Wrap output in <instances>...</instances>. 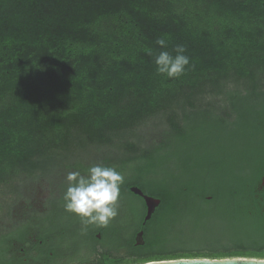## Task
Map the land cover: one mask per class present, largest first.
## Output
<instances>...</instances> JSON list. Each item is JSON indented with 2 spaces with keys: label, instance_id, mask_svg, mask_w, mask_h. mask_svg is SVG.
Masks as SVG:
<instances>
[{
  "label": "trees",
  "instance_id": "trees-1",
  "mask_svg": "<svg viewBox=\"0 0 264 264\" xmlns=\"http://www.w3.org/2000/svg\"><path fill=\"white\" fill-rule=\"evenodd\" d=\"M164 34L166 50L182 44L190 57L178 79L156 73ZM263 83L264 0H0V186L56 165L124 176L108 227L30 217L0 231V264L264 255ZM161 116L158 140L131 142ZM115 138L127 152H78ZM133 188L160 200L149 220Z\"/></svg>",
  "mask_w": 264,
  "mask_h": 264
},
{
  "label": "clouds",
  "instance_id": "clouds-1",
  "mask_svg": "<svg viewBox=\"0 0 264 264\" xmlns=\"http://www.w3.org/2000/svg\"><path fill=\"white\" fill-rule=\"evenodd\" d=\"M169 37L164 34L156 39V45L161 49L154 56L156 73L166 79H178L185 74L190 65L187 49L178 44L172 52L166 50ZM147 55L152 56L151 49L146 48ZM175 53L173 55L172 53ZM67 185L63 192V208L65 212L79 218L81 224L108 227L118 214L120 189L124 183V176L112 166L95 164L81 172L68 171L65 176ZM251 264H264V255H254L245 258ZM146 264H175L171 258H158Z\"/></svg>",
  "mask_w": 264,
  "mask_h": 264
},
{
  "label": "rangeland",
  "instance_id": "rangeland-1",
  "mask_svg": "<svg viewBox=\"0 0 264 264\" xmlns=\"http://www.w3.org/2000/svg\"><path fill=\"white\" fill-rule=\"evenodd\" d=\"M202 104L220 111L221 113L226 111V104L220 98H208L204 100ZM178 107L174 106V108ZM168 127V117L161 116L160 118H157V120H154L153 118L145 120L135 128L141 137L144 138L143 141L141 143H137V141L131 142L136 143L140 149L145 148L154 140H158L162 131ZM119 142V139L115 138L113 139V143L93 144L91 147H88V150L84 151L87 156H83L85 155L83 150L78 152H80V156L84 157L83 159H86L87 161H97L102 157L104 152L111 150L127 152L125 151L126 146H121L123 142H120L118 146L116 145V143ZM54 151L56 152L55 154L58 155V151L61 153L63 150L61 147H58L55 148ZM57 166L58 165L55 166L54 169H56V171L52 173V176H38V178L32 177L26 180H21L19 183L16 182L12 185L0 186V231L20 224L24 219L25 213L30 211L29 209L39 211L45 208L46 201L49 197V191L51 189L50 186L57 183L60 179H63L67 175V172L70 171L65 166ZM51 171H53V166L51 167Z\"/></svg>",
  "mask_w": 264,
  "mask_h": 264
},
{
  "label": "flooded vegetation",
  "instance_id": "flooded-vegetation-1",
  "mask_svg": "<svg viewBox=\"0 0 264 264\" xmlns=\"http://www.w3.org/2000/svg\"><path fill=\"white\" fill-rule=\"evenodd\" d=\"M54 171H56V169H54L53 171H51V173L48 175V177L49 176H52V173H54ZM50 187H51V189L49 191V197H48V199L46 201L45 208L42 209V210H39V211H36V210H33V209H29L30 211H28L27 213H25V216H24L23 221H27V219L30 218V217H34V216L35 217H40V216H43L44 215L45 216L44 217L45 224H47V227L50 228L49 225L51 224V222H52V220L54 218L55 219H59L61 217L59 220H62L63 219L62 218V215L64 214L65 210H63L62 207H57L56 204L59 201L62 200L63 192H64V190L67 187V185L65 183V177L63 179H60L57 183H54ZM260 194L264 197V175L262 177V181H261V184H260ZM56 215H57V217H56ZM1 231H3V230H1ZM98 237H100V236H98ZM70 264H73V263H70Z\"/></svg>",
  "mask_w": 264,
  "mask_h": 264
},
{
  "label": "water",
  "instance_id": "water-1",
  "mask_svg": "<svg viewBox=\"0 0 264 264\" xmlns=\"http://www.w3.org/2000/svg\"><path fill=\"white\" fill-rule=\"evenodd\" d=\"M132 191L143 197L146 201L148 214L146 216V220H149L154 213L156 207L159 206L160 200L154 199L145 195L140 189L133 188ZM137 241L139 245H143V232H140L137 237ZM175 264H251L250 261L245 258H222V259H212V258H181L175 259ZM146 264V263H145Z\"/></svg>",
  "mask_w": 264,
  "mask_h": 264
}]
</instances>
